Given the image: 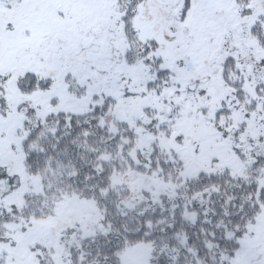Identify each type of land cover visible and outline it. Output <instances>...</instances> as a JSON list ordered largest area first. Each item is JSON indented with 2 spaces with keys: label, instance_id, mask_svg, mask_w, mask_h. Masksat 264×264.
<instances>
[{
  "label": "snow or ice",
  "instance_id": "snow-or-ice-1",
  "mask_svg": "<svg viewBox=\"0 0 264 264\" xmlns=\"http://www.w3.org/2000/svg\"><path fill=\"white\" fill-rule=\"evenodd\" d=\"M0 264H264V0H0Z\"/></svg>",
  "mask_w": 264,
  "mask_h": 264
}]
</instances>
